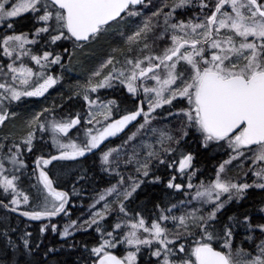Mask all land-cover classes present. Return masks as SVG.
<instances>
[{
	"label": "snow or ice",
	"instance_id": "1",
	"mask_svg": "<svg viewBox=\"0 0 264 264\" xmlns=\"http://www.w3.org/2000/svg\"><path fill=\"white\" fill-rule=\"evenodd\" d=\"M0 210V264H264V0H0Z\"/></svg>",
	"mask_w": 264,
	"mask_h": 264
},
{
	"label": "trees",
	"instance_id": "2",
	"mask_svg": "<svg viewBox=\"0 0 264 264\" xmlns=\"http://www.w3.org/2000/svg\"><path fill=\"white\" fill-rule=\"evenodd\" d=\"M27 15V14H26ZM20 30L27 31L31 27V23L28 19H18V24ZM103 50H98L97 57L102 59ZM95 61L91 62L89 64V67H91ZM72 74L76 75L79 80H82L84 75L86 74L84 69L76 65V62L73 61L72 66ZM60 69L56 68L54 70V74H59ZM71 76H69V73L65 72L63 73V79L54 87V89H50L49 93L47 94V100L44 98H29L28 102L23 106V112L22 115L26 112L31 111L32 109L38 110L40 107L49 106L55 103L56 105L63 104L65 108L69 107L70 104L76 106V110H79V102L73 98L72 101H69L67 97L70 95V89L75 87V83L78 80H70ZM63 96V99H62ZM19 123V121H17ZM11 127V124L9 125ZM45 139H47L45 137ZM220 159V152L216 150H209L207 153L198 156L196 161V166L201 169L205 173V176H210L212 174L213 166L216 164V162ZM29 164L31 165V159H29ZM84 167L92 168V159L89 158V160L84 162ZM95 171V181H90L89 183L80 185L77 184L76 188L80 192L79 196L73 195L71 197V203L69 204V208L71 209V216L73 219H76L77 217H80L82 213H86L88 209V205L91 202V196H92V188L97 187H103V179L101 174L99 173L98 168L94 170ZM27 186V185H26ZM61 190L68 191L70 194L72 192V183L70 180H68L67 177H65V183L62 185ZM156 194L159 195V190H156ZM143 199V197H141ZM5 215L3 210H0V216ZM10 218L8 223L12 226L17 228L19 231L17 233H14L13 235H19L20 232H22L25 229V225H28V231L33 232L34 234L38 231L39 222L37 221H29L28 219L23 218L22 216L12 213L9 214ZM63 220H61V225L63 224ZM49 239H52L54 242L56 238H53L49 235ZM87 240L90 239L89 235L85 234H78L77 240ZM47 242V241H46ZM147 258V252L145 251L142 254L141 257V264H143V260Z\"/></svg>",
	"mask_w": 264,
	"mask_h": 264
},
{
	"label": "flooded vegetation",
	"instance_id": "3",
	"mask_svg": "<svg viewBox=\"0 0 264 264\" xmlns=\"http://www.w3.org/2000/svg\"><path fill=\"white\" fill-rule=\"evenodd\" d=\"M50 91V90H49ZM109 94H111V93H109ZM47 95V94H46ZM32 182L34 183L35 182V178L33 177V180H32ZM27 185V186H26ZM23 187L26 189V190H28V191H30V192H34V189H29L28 188V184L27 183H25V185H23Z\"/></svg>",
	"mask_w": 264,
	"mask_h": 264
},
{
	"label": "rangeland",
	"instance_id": "4",
	"mask_svg": "<svg viewBox=\"0 0 264 264\" xmlns=\"http://www.w3.org/2000/svg\"><path fill=\"white\" fill-rule=\"evenodd\" d=\"M68 73H69V76H71V79H70V80L75 81V80L78 79V77H77L76 75L72 74V72H68ZM46 138H47V137H46Z\"/></svg>",
	"mask_w": 264,
	"mask_h": 264
},
{
	"label": "water",
	"instance_id": "5",
	"mask_svg": "<svg viewBox=\"0 0 264 264\" xmlns=\"http://www.w3.org/2000/svg\"><path fill=\"white\" fill-rule=\"evenodd\" d=\"M15 214H18V213H15ZM19 215V214H18ZM23 218H25V217H23ZM25 219H27V218H25Z\"/></svg>",
	"mask_w": 264,
	"mask_h": 264
},
{
	"label": "bare ground",
	"instance_id": "6",
	"mask_svg": "<svg viewBox=\"0 0 264 264\" xmlns=\"http://www.w3.org/2000/svg\"><path fill=\"white\" fill-rule=\"evenodd\" d=\"M67 73V72H66Z\"/></svg>",
	"mask_w": 264,
	"mask_h": 264
}]
</instances>
